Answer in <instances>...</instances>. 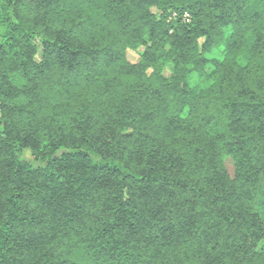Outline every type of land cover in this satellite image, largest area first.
Masks as SVG:
<instances>
[{
    "label": "trees",
    "instance_id": "16d2710c",
    "mask_svg": "<svg viewBox=\"0 0 264 264\" xmlns=\"http://www.w3.org/2000/svg\"><path fill=\"white\" fill-rule=\"evenodd\" d=\"M0 264H264V0H0Z\"/></svg>",
    "mask_w": 264,
    "mask_h": 264
},
{
    "label": "rangeland",
    "instance_id": "374dc122",
    "mask_svg": "<svg viewBox=\"0 0 264 264\" xmlns=\"http://www.w3.org/2000/svg\"><path fill=\"white\" fill-rule=\"evenodd\" d=\"M220 49H214L212 50L210 53H207L206 54V57L207 58H220ZM127 57H128V60L131 61V62H135L138 58L137 56V53L134 52V51H131V50H128L127 51ZM212 70V67L210 65H208L206 67V72H210ZM199 81V78L195 75H193L191 77V82L193 83H197ZM22 157L29 160L30 162L32 163H35V161L32 159L31 157V154H30V151L29 150H25L23 153H22ZM36 164V163H35ZM225 166L227 168V170L232 173V163L229 159H226L225 160Z\"/></svg>",
    "mask_w": 264,
    "mask_h": 264
},
{
    "label": "built area",
    "instance_id": "2783aa9c",
    "mask_svg": "<svg viewBox=\"0 0 264 264\" xmlns=\"http://www.w3.org/2000/svg\"><path fill=\"white\" fill-rule=\"evenodd\" d=\"M178 13H173L172 14V18H176V17H178ZM180 17H181V19H182V21H184V22H189V20H190V14L188 13V12H183L182 14H180Z\"/></svg>",
    "mask_w": 264,
    "mask_h": 264
}]
</instances>
